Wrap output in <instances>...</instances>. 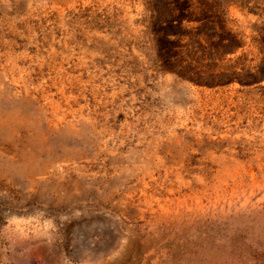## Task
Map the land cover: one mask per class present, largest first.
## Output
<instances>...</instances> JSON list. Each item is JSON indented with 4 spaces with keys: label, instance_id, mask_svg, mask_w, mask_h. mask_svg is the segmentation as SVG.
<instances>
[{
    "label": "rangeland",
    "instance_id": "rangeland-1",
    "mask_svg": "<svg viewBox=\"0 0 264 264\" xmlns=\"http://www.w3.org/2000/svg\"><path fill=\"white\" fill-rule=\"evenodd\" d=\"M0 264H264V0H0Z\"/></svg>",
    "mask_w": 264,
    "mask_h": 264
},
{
    "label": "bare ground",
    "instance_id": "bare-ground-1",
    "mask_svg": "<svg viewBox=\"0 0 264 264\" xmlns=\"http://www.w3.org/2000/svg\"><path fill=\"white\" fill-rule=\"evenodd\" d=\"M34 164H35V163H34ZM27 166H28V164H27ZM32 169H33V168H32ZM32 169H31V170H32Z\"/></svg>",
    "mask_w": 264,
    "mask_h": 264
}]
</instances>
